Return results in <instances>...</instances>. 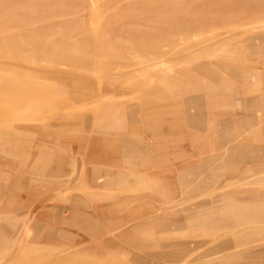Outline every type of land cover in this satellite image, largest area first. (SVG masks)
Segmentation results:
<instances>
[{
    "label": "rangeland",
    "instance_id": "1",
    "mask_svg": "<svg viewBox=\"0 0 264 264\" xmlns=\"http://www.w3.org/2000/svg\"><path fill=\"white\" fill-rule=\"evenodd\" d=\"M0 264H264V0H0Z\"/></svg>",
    "mask_w": 264,
    "mask_h": 264
}]
</instances>
